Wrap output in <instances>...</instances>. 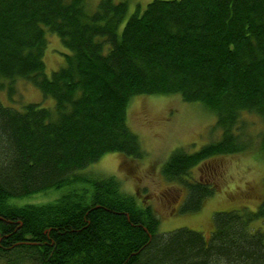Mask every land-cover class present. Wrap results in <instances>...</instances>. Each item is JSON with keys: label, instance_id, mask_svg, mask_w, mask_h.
<instances>
[{"label": "trees", "instance_id": "16d2710c", "mask_svg": "<svg viewBox=\"0 0 264 264\" xmlns=\"http://www.w3.org/2000/svg\"><path fill=\"white\" fill-rule=\"evenodd\" d=\"M128 0H0V264H264V196L213 213V229L159 232L149 204H138L114 175L84 169L109 152L141 158L127 122L139 94H177L215 117L218 139L195 151L174 148L162 176L186 189L184 212L215 191L192 169L253 146L246 116L264 125V0H150L129 14ZM46 32L68 50L45 72ZM25 80L52 107L18 103ZM1 97V96H0ZM264 154V129L256 140ZM211 181V183H210ZM49 189L46 202L10 201Z\"/></svg>", "mask_w": 264, "mask_h": 264}, {"label": "rangeland", "instance_id": "374dc122", "mask_svg": "<svg viewBox=\"0 0 264 264\" xmlns=\"http://www.w3.org/2000/svg\"><path fill=\"white\" fill-rule=\"evenodd\" d=\"M149 1L128 0L121 26L137 6L143 8ZM96 2L89 0V5L94 6ZM46 39L43 59L45 72L49 75L64 63V54L68 50L56 34L46 32ZM0 96L1 101L8 104L3 92ZM14 98L18 103L10 105L16 107L21 105L20 102H38L49 107L54 104L52 97L44 96L32 83L22 79L15 82ZM246 120L249 123L247 132L254 143L250 149L213 155L192 169L194 179L208 176L216 187L214 193L203 200L201 208L194 212L181 210L186 189L167 181L162 176L161 167L174 148L183 146L192 152L219 138V128H213L214 115L199 102L182 101L177 94L134 96L128 105L127 122L140 139L145 152L143 157L132 158L119 152H109L84 170L98 175H114L121 187L135 196L138 204L151 206L159 219V232L186 227L201 231L208 237L213 229L214 212L241 207L255 210L264 196V154L256 145L264 125L254 114L247 115ZM62 192V189H49L10 201L18 204L46 202ZM253 225L264 230V221L257 220Z\"/></svg>", "mask_w": 264, "mask_h": 264}, {"label": "bare ground", "instance_id": "6f19581e", "mask_svg": "<svg viewBox=\"0 0 264 264\" xmlns=\"http://www.w3.org/2000/svg\"><path fill=\"white\" fill-rule=\"evenodd\" d=\"M215 129V128H214Z\"/></svg>", "mask_w": 264, "mask_h": 264}]
</instances>
